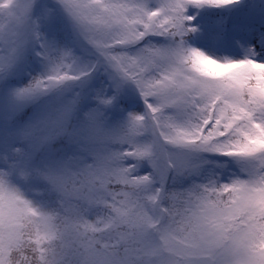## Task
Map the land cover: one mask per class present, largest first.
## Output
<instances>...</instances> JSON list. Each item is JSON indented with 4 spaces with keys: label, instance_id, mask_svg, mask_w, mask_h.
I'll use <instances>...</instances> for the list:
<instances>
[{
    "label": "snow or ice",
    "instance_id": "obj_1",
    "mask_svg": "<svg viewBox=\"0 0 264 264\" xmlns=\"http://www.w3.org/2000/svg\"><path fill=\"white\" fill-rule=\"evenodd\" d=\"M0 264H264V0H0Z\"/></svg>",
    "mask_w": 264,
    "mask_h": 264
}]
</instances>
